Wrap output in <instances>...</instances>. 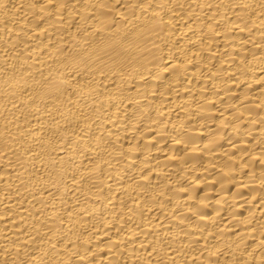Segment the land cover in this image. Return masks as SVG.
I'll use <instances>...</instances> for the list:
<instances>
[{"label": "bare ground", "instance_id": "bare-ground-1", "mask_svg": "<svg viewBox=\"0 0 264 264\" xmlns=\"http://www.w3.org/2000/svg\"><path fill=\"white\" fill-rule=\"evenodd\" d=\"M0 264H264V0H0Z\"/></svg>", "mask_w": 264, "mask_h": 264}]
</instances>
